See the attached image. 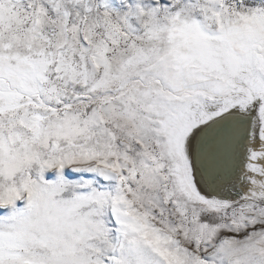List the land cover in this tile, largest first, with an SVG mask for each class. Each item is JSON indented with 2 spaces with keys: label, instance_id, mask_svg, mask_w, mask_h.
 <instances>
[{
  "label": "snow or ice",
  "instance_id": "1",
  "mask_svg": "<svg viewBox=\"0 0 264 264\" xmlns=\"http://www.w3.org/2000/svg\"><path fill=\"white\" fill-rule=\"evenodd\" d=\"M0 264H264V0H0Z\"/></svg>",
  "mask_w": 264,
  "mask_h": 264
}]
</instances>
